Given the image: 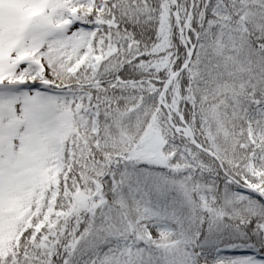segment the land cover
<instances>
[{
  "label": "snow or ice",
  "instance_id": "6c2138e0",
  "mask_svg": "<svg viewBox=\"0 0 264 264\" xmlns=\"http://www.w3.org/2000/svg\"><path fill=\"white\" fill-rule=\"evenodd\" d=\"M0 264H264V0H0Z\"/></svg>",
  "mask_w": 264,
  "mask_h": 264
}]
</instances>
